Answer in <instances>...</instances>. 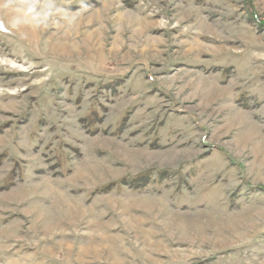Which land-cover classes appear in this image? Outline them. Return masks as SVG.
Listing matches in <instances>:
<instances>
[{
  "label": "rangeland",
  "instance_id": "rangeland-1",
  "mask_svg": "<svg viewBox=\"0 0 264 264\" xmlns=\"http://www.w3.org/2000/svg\"><path fill=\"white\" fill-rule=\"evenodd\" d=\"M0 24V264H264V0Z\"/></svg>",
  "mask_w": 264,
  "mask_h": 264
},
{
  "label": "snow or ice",
  "instance_id": "snow-or-ice-1",
  "mask_svg": "<svg viewBox=\"0 0 264 264\" xmlns=\"http://www.w3.org/2000/svg\"><path fill=\"white\" fill-rule=\"evenodd\" d=\"M3 27V25L2 24H0V28H2Z\"/></svg>",
  "mask_w": 264,
  "mask_h": 264
},
{
  "label": "clouds",
  "instance_id": "clouds-1",
  "mask_svg": "<svg viewBox=\"0 0 264 264\" xmlns=\"http://www.w3.org/2000/svg\"><path fill=\"white\" fill-rule=\"evenodd\" d=\"M15 23H16V21L14 20V21H13V24H15Z\"/></svg>",
  "mask_w": 264,
  "mask_h": 264
}]
</instances>
